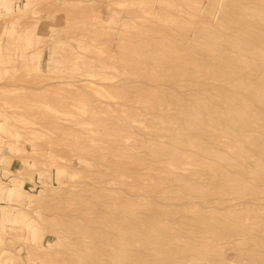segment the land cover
<instances>
[{
	"label": "rangeland",
	"instance_id": "obj_1",
	"mask_svg": "<svg viewBox=\"0 0 264 264\" xmlns=\"http://www.w3.org/2000/svg\"><path fill=\"white\" fill-rule=\"evenodd\" d=\"M262 45L264 0H0V264H264Z\"/></svg>",
	"mask_w": 264,
	"mask_h": 264
},
{
	"label": "bare ground",
	"instance_id": "obj_2",
	"mask_svg": "<svg viewBox=\"0 0 264 264\" xmlns=\"http://www.w3.org/2000/svg\"><path fill=\"white\" fill-rule=\"evenodd\" d=\"M223 37H224V36H223ZM262 37H263V36H262ZM223 39H224V38H222V39H217V40H223ZM209 40H210V39H209ZM217 40H215V41H217ZM240 41H242V39H241ZM248 41H249V40H248ZM220 42H222V41H220ZM224 42H225V41H224ZM237 42H238V41H237ZM237 42H235V43L237 44ZM251 42H252V41H251ZM222 43H223V42H222ZM245 43H246V42H245ZM243 44H244V43H243ZM247 44H248V43H247ZM251 44H253V43H251ZM261 44H262V43H261ZM261 44H260V45H261ZM218 45H219V44H218ZM222 45H225V44H222ZM231 45H232V44H231ZM238 45H240V44L238 43ZM244 45L246 46V44H244ZM234 46H235V45H234ZM245 46H244V47H245ZM254 46H255V45H254ZM254 46L251 45V46H248V47L251 48V47H254ZM262 46H263V45H262ZM214 47H215V46H214ZM230 47H231V46H230ZM255 47H256V46H255ZM263 47H264V46H263ZM205 48H206V47H205ZM206 49H207V48H206ZM209 49H210V48H209ZM211 49H212V48H211ZM230 49H231V48H230ZM237 49H238V48H237ZM243 49H244V48H243ZM246 49H247V48H246ZM251 49H252V51H254L253 48H251ZM207 50H208V49H207ZM205 51H206V50H205ZM237 51H238V50H237ZM242 51H244V50H242ZM216 52H217V51H216ZM207 53H209V56H210V51H209V50H208ZM252 55H253V54H252ZM207 56H208V55H207ZM209 56H208V57H209ZM215 56H218V55H215ZM253 56H255V53H254ZM219 57H220V56H218L217 58L220 59ZM172 58H173V57H172ZM214 59H215V58H214ZM224 59H225V58H224ZM224 59H223V60H224ZM228 59H229V58H228ZM230 59H231V58H230ZM257 59H260V57H259V58L256 57V60H257ZM261 59H263V58H261ZM209 60H211V59H209ZM263 61H264V60H263ZM166 62H168V61H166ZM211 62L214 63L215 61H214V62L211 61ZM216 62H217V61H216ZM216 62H215V63H216ZM224 62H225V60H224ZM227 63H228V62H227ZM236 63H237V62H236ZM205 64H206V63H205ZM225 64H226V63H225ZM159 65H160V64H159ZM195 65H198V64H195ZM263 65H264V64H263ZM185 66H186V65H185ZM187 66H188V65H187ZM216 66H217V64H216ZM232 66H233V65H232ZM188 67H189V66H188ZM188 67H185V68H188ZM199 67H200V66H199ZM201 67H202V65H201ZM201 67H200V68H201ZM211 67H212V65H211ZM191 68H192V67H191ZM212 68H213V67H212ZM215 68H216V67H215ZM221 68H222V67H221ZM227 68H228V67H227ZM229 68H230V67H229ZM189 69H190V68H189ZM189 69H188V70H189ZM208 69H210V68H208ZM217 69H218V68H216V71H217ZM236 69H237V68H236ZM213 70H214V69H213ZM251 70H252V69H251ZM251 70H250V71H251ZM191 71L193 72V69H192ZM195 71H196V69H195ZM189 72H190V71H189ZM200 72H201V70H200ZM207 72H208V71H207ZM222 72H223V74H224L225 71L222 70ZM251 72H253V71H251ZM203 73H204V71H203L202 73H200V74H203ZM210 73H211V72H210ZM219 73L221 74V72H219ZM219 73H218V74H219ZM197 74H199V73H197ZM205 74H206V73H205ZM216 74H217V73H216ZM216 74H215V75H216ZM220 74H219V75H220ZM236 74H237V72H236ZM188 75H189V73H188ZM211 75H212V74H211ZM219 75H218V76H219ZM200 76H201V75H200ZM220 76H221V75H220ZM224 76H225V74H224ZM193 77H194V76H193ZM216 77H217V76H216ZM221 77H222V76H221ZM225 77H226V76H225ZM225 77H224V79H225ZM222 78H223V77H222ZM234 78H235V77H234ZM226 79H227V78H226ZM237 81H238V80H237ZM197 82H198V81H197ZM200 82H201V80H200ZM250 82H251V81H250ZM237 84H238V83H237ZM251 84H252V83H251ZM258 84H259V83H258ZM238 85H239V84H238ZM260 85H261V84H260ZM263 86H264V85H263ZM255 87H256V86H255ZM262 90H263V89H262ZM233 91H234V90H233ZM248 91H249V90H248ZM256 91H257V90H256ZM214 93H216V91H214ZM218 93H219V92H218ZM237 93H238V92H237ZM249 93H250V92H249ZM258 93H260V92H258ZM157 94H159V92H157ZM157 94H156V95H157ZM219 94H220V93H219ZM221 95H222V94H221ZM238 95H239V94H238ZM254 95H255V94H254ZM154 96H155V95H154ZM157 96H158V95H157ZM159 96H161V95L159 94ZM164 96H165V95H164ZM196 96H198V95H196ZM200 96H201V95H200ZM211 96L213 97V94H212ZM233 96H234V95H233ZM252 96H253V95H252ZM252 96H251V97H252ZM221 97H222V96H221ZM255 97H256V96H254L253 98H255ZM218 98H219V97H218ZM223 98H224V96H223ZM256 98H258V97H256ZM225 99H226V98H224L223 100H225ZM201 100H202V99H201ZM234 100H235V99H234ZM240 100H241V99H240ZM240 100H239V101H240ZM246 100H248V99H246ZM250 100H251V99H250ZM199 102H200V104H201V101H200V100H199ZM206 102H207V101H206ZM222 102H223V101H222ZM222 102H221V103H222ZM225 102H226V101H225ZM197 103H198V102H197ZM234 103H235V102H234ZM238 103H239V102H238ZM249 103H250V102H249ZM191 104H192V103H191ZM205 104H206V103H205ZM205 104H204L203 101H202V105H205ZM223 104H224V103H223ZM245 104H246V103H245ZM247 104H248V103H247ZM250 104H253V103H250ZM197 105H199V104H197ZM197 105L195 104V107H198ZM206 105H207V104H206ZM206 105H205V106H206ZM248 105H249V104H248ZM253 105H254V104H253ZM253 105H251V106H252V108L254 109V108H255V105H254V106H253ZM216 106H218V105H216ZM224 106H225V105H224ZM235 106H236V105H235ZM188 107H190V110H191V106L188 105ZM211 107H212V106H211ZM226 107H227V106H226ZM230 107H231V105H230ZM244 107H245V106H244ZM202 108H203V107H202ZM205 108H206V107H205ZM227 108H228V107H227ZM232 108H233V107H231V108H229V109L232 110ZM241 108H242V107H241ZM245 108H246V107H245ZM198 109H199V107H198ZM210 109H211V108H210ZM237 109H239V108H237ZM237 109H236V110H237ZM192 110H193V109H192ZM203 110H205V109H203ZM249 110H250V109H249ZM256 110H257V109H256ZM250 111H252V110H250ZM187 112H188V111H187ZM204 112H205V111H203V113H204ZM207 112H208V111H207ZM214 112H215V110H214ZM235 112H237V111H235ZM248 112H249V111H248ZM188 113H190V112H188ZM226 113H227V112H226ZM228 113H229V112H228ZM239 113H240V112H239ZM215 114H216V112H215ZM237 114H238V113H237ZM237 114H235V115H237ZM249 114H251V113H249ZM195 115H196V114H195ZM238 115H239V114H238ZM240 115H241V113H240ZM251 115H252V114H251ZM226 116H227V115H226ZM229 116H230V115H229ZM229 116H227V117H229ZM232 116H233V115H232ZM245 116H246V115H245ZM249 116H250V115H249ZM245 119H246V118H245ZM248 119H249V118H248ZM228 120H230V119H228ZM243 123H244V121H243ZM246 123H247V122H246Z\"/></svg>",
	"mask_w": 264,
	"mask_h": 264
}]
</instances>
